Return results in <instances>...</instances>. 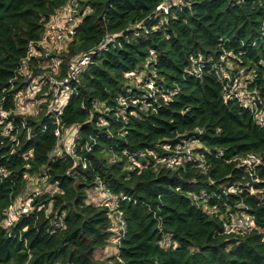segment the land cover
Listing matches in <instances>:
<instances>
[{
	"label": "trees",
	"instance_id": "obj_1",
	"mask_svg": "<svg viewBox=\"0 0 264 264\" xmlns=\"http://www.w3.org/2000/svg\"><path fill=\"white\" fill-rule=\"evenodd\" d=\"M68 1L0 0V107L11 111L0 123V264H264V126L228 94L227 77L243 69L241 90L264 111V0H76L55 76L92 53L57 116L37 43ZM106 34L114 39L99 49ZM35 77L37 112L13 114ZM150 79L152 96L133 81ZM56 120L76 131L72 155L52 151ZM184 141L191 154L167 166ZM251 153L252 176L241 162ZM31 177L46 184L24 199ZM98 187L113 209L89 201ZM12 201L27 209L6 229ZM243 210L251 228L226 232ZM112 240L116 253L96 259Z\"/></svg>",
	"mask_w": 264,
	"mask_h": 264
},
{
	"label": "built area",
	"instance_id": "obj_2",
	"mask_svg": "<svg viewBox=\"0 0 264 264\" xmlns=\"http://www.w3.org/2000/svg\"><path fill=\"white\" fill-rule=\"evenodd\" d=\"M178 2V0H173ZM164 4H159L158 9H164ZM76 13V0H69L67 4H65L60 11L51 19V21L47 24L46 30L38 41V45L41 47V52L38 55L43 56V64H41L43 69L47 70L48 76L47 79L49 81V88L46 93H51L55 99L56 103V112L57 116L62 113L63 107L65 103L69 99V97L76 91V85L78 83L79 75L82 73L84 67L91 59L92 52H86L79 55L77 58L72 60L66 70V74L63 77L57 78L55 75L59 74V62L56 58V54L59 53L66 45V43L73 39L75 33V27L78 23V17L75 15ZM114 39L112 34H106L103 42L99 45V49H105L109 43H111ZM36 51L34 46L29 47L28 57L32 55H36ZM223 59V56L221 57ZM53 74V75H52ZM244 70L239 69L238 78L230 79L228 74L227 77L230 80V84L228 86V94L233 98L238 99L242 105L247 106L249 108H254L255 110V118L259 125L264 126V111H258L256 104L247 97L241 90L242 80ZM129 77H132L129 75ZM136 87L140 89H145L146 95L152 96L155 94L154 83L153 80H147L144 84L140 83L139 80H133ZM43 81H39L38 77L31 79L28 83L26 89L15 95L14 97V109L13 114H34L38 110L39 101L36 97L37 93L43 86ZM142 99L145 98V94L140 96ZM120 108L116 112V115L124 117L123 113L127 107V100L120 99ZM146 106V103H143V107ZM11 111H6L0 107V123L3 120H10ZM56 124L58 127L55 129V135L57 137V142L55 147L53 148V153L55 156L61 155L63 152L69 155L73 154V150L75 148V140L77 137L76 131L72 133V135L67 139L66 142H62V137L67 133L70 127L60 126L59 120H56ZM199 131V130H198ZM68 134V133H67ZM66 134V135H67ZM28 137V132H27ZM163 148L167 149V146L164 145ZM191 154V146L188 141L182 142V144H177L175 146V152L172 156L165 160L167 166H173L176 161L183 155ZM29 156V155H28ZM260 161V158L255 154H248L243 160H241L242 164L245 166L246 171L252 176V169L255 165H257ZM5 175L4 169L0 168V176ZM202 194L200 197H203ZM113 205L115 206L116 200H111ZM27 208L18 204L16 201H12L8 204L4 210L3 219L1 225L3 228L9 229L11 228L20 214L24 212ZM247 209V208H246ZM117 217V224L119 232L124 228L123 220L121 213L119 211L114 212ZM113 220V217H112ZM119 222V224H118ZM55 226H61V223H56ZM252 226V216L246 212V210L241 211L239 214H234L229 221H227L224 225L226 232L237 233L239 231H247ZM116 226L111 221V231ZM113 232V231H112ZM114 233V232H113ZM118 233H114L115 235ZM114 235V236H115ZM113 236V237H114ZM116 241V240H114Z\"/></svg>",
	"mask_w": 264,
	"mask_h": 264
},
{
	"label": "rangeland",
	"instance_id": "obj_3",
	"mask_svg": "<svg viewBox=\"0 0 264 264\" xmlns=\"http://www.w3.org/2000/svg\"><path fill=\"white\" fill-rule=\"evenodd\" d=\"M132 83V81H131ZM75 131L74 127H70V129H68L67 133H65V135L62 137V142H66L67 139L72 135V133ZM67 134V135H66ZM70 139V138H69ZM193 145H197L196 143H193ZM28 182L26 184L25 190L22 192V197L24 198L26 194H33V193H40L41 191L44 190V186H45V182L42 180H36L34 178H27ZM25 199V198H24ZM114 198H112V196L106 191L104 190L102 187H98L94 190H92L89 194V201L93 202L95 204H100L103 206L108 207L109 209H113L114 205L111 202V200H113ZM27 206V205H26ZM116 214L113 213L112 217L113 220L112 222L114 223V225L116 226L114 229H112V231L114 233H118L119 229L117 228L118 225L117 224V217H115ZM117 219V220H116ZM119 224V222H118ZM116 241L112 240L111 243L106 246L104 249L102 250H97L95 253V258L100 260V261H106L107 259H109V257H111L112 255H114L116 253ZM111 263V262H110ZM111 264H114L113 262Z\"/></svg>",
	"mask_w": 264,
	"mask_h": 264
}]
</instances>
